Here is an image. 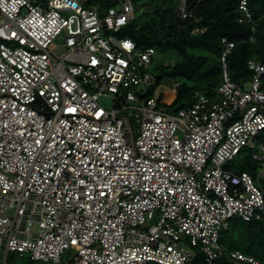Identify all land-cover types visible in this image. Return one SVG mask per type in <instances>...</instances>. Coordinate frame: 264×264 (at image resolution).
Listing matches in <instances>:
<instances>
[{
  "label": "built area",
  "instance_id": "2783aa9c",
  "mask_svg": "<svg viewBox=\"0 0 264 264\" xmlns=\"http://www.w3.org/2000/svg\"><path fill=\"white\" fill-rule=\"evenodd\" d=\"M239 7L251 21L248 0ZM176 12L191 17L187 0ZM134 19L132 0H0V264L10 251L72 264H187L199 252L209 264L225 253L263 264L221 233L232 217L264 221V57L239 83L236 42L223 37L218 98L195 91L169 112L150 94L157 49L122 34ZM246 147L256 173L226 168Z\"/></svg>",
  "mask_w": 264,
  "mask_h": 264
},
{
  "label": "trees",
  "instance_id": "16d2710c",
  "mask_svg": "<svg viewBox=\"0 0 264 264\" xmlns=\"http://www.w3.org/2000/svg\"><path fill=\"white\" fill-rule=\"evenodd\" d=\"M95 1H100L103 8L116 4V0ZM132 1L135 19L123 29L122 34L136 40L142 48L152 46L163 52L174 50L182 58L155 75L156 83L151 88V95H155L165 77L177 80L173 92L168 96L164 93L157 96L160 109L177 112L191 106L195 102V91H201L212 99L218 98V87L222 80L219 57L223 50V37L236 42L228 57V64L232 78L239 83L254 75L248 61L264 57V0H248L252 13L249 22L240 21V0H187L191 13L187 19L178 17L176 8L179 0ZM141 6L146 10L137 15V9ZM196 28L203 32L194 33ZM259 139L264 144V130ZM235 161L232 164L236 172L249 171L254 174L259 167V162L251 154L244 165H235ZM221 242L228 250H241L264 264V221L232 217L221 233ZM187 264L209 263L205 255L199 252ZM211 264L248 263L231 260L225 253Z\"/></svg>",
  "mask_w": 264,
  "mask_h": 264
},
{
  "label": "rangeland",
  "instance_id": "374dc122",
  "mask_svg": "<svg viewBox=\"0 0 264 264\" xmlns=\"http://www.w3.org/2000/svg\"><path fill=\"white\" fill-rule=\"evenodd\" d=\"M181 0H179L180 2ZM178 2V4H179ZM146 10L143 6L137 9V15L143 13ZM50 51L57 56H63L67 51V46L65 44L64 35H61L60 38L56 39L50 46ZM182 60L181 56L174 50H170L167 52H163L161 50H157V53L153 57V63L151 65L152 72L156 75L158 74L162 68L167 66H172ZM177 80L165 77L163 83L156 89V97L159 96L161 93H164L166 96L173 92L176 89ZM112 99L109 97L101 96L99 98V103L106 108H110L112 106ZM251 154V149L246 147L237 157L235 161V165H244L248 161V157ZM226 168L232 169L235 171V166H233L232 162H228L225 165ZM264 184V179L262 180ZM153 221L146 223L145 227L150 226ZM4 251L0 250V257L3 255ZM70 258L69 254L64 256V260L60 261L59 263L53 262H45V261H31L28 257H21L17 252L10 251L8 255V260L6 264H72L66 263Z\"/></svg>",
  "mask_w": 264,
  "mask_h": 264
}]
</instances>
